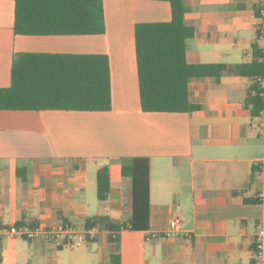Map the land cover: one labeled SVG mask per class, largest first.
I'll list each match as a JSON object with an SVG mask.
<instances>
[{
  "label": "crops",
  "instance_id": "obj_1",
  "mask_svg": "<svg viewBox=\"0 0 264 264\" xmlns=\"http://www.w3.org/2000/svg\"><path fill=\"white\" fill-rule=\"evenodd\" d=\"M102 1L101 35L23 36L13 31L14 0H0V88L10 86L15 53L106 55L111 87L107 112L0 110V230L95 223L92 241L64 247L0 231V264H114L112 257L118 264H253L255 228L264 222L257 201L264 114L252 118L245 106L250 80H192L189 101L199 111L143 112L134 26L170 21V6ZM259 2L183 0L184 23L194 31L187 63H251L253 46L264 48ZM133 158L148 160V204L141 226L123 229L133 216V195L121 171ZM102 168L110 186L100 201ZM173 217L181 220L180 232L165 238Z\"/></svg>",
  "mask_w": 264,
  "mask_h": 264
},
{
  "label": "trees",
  "instance_id": "obj_2",
  "mask_svg": "<svg viewBox=\"0 0 264 264\" xmlns=\"http://www.w3.org/2000/svg\"><path fill=\"white\" fill-rule=\"evenodd\" d=\"M150 1L167 2L171 19L168 22L137 23L134 26L141 110L146 113L191 114L199 111L200 107L189 101L190 81L238 76L251 82V96L245 101L250 116H260L263 101L256 78L262 76L264 71L261 53L256 46H253L251 63L188 64L186 41L194 36V31L184 23L183 0ZM14 2L13 31L16 35L84 36L105 32L102 0ZM110 109L109 62L107 56L101 54L15 53L10 86L0 88V110L3 111L107 112ZM121 172L130 176L133 195V216L122 228L136 229L141 226L138 222L145 219L148 204V160L133 158L122 165ZM96 182L97 198L105 200L110 186L107 168L98 170ZM93 226L94 222L85 223L86 228ZM111 259L118 264L116 257Z\"/></svg>",
  "mask_w": 264,
  "mask_h": 264
},
{
  "label": "built area",
  "instance_id": "obj_3",
  "mask_svg": "<svg viewBox=\"0 0 264 264\" xmlns=\"http://www.w3.org/2000/svg\"><path fill=\"white\" fill-rule=\"evenodd\" d=\"M259 37L264 40V0L259 2ZM261 62L263 63L264 71V48L260 50ZM256 83L259 86V96L263 101V109L260 114H264V74L256 78ZM264 174V162L260 166ZM259 203L264 205V187L258 194ZM181 220L178 217H173L168 221L167 229L161 233L165 238L176 237L180 232ZM95 228V227H94ZM254 234V248H253V264H264V222L256 225ZM8 237H21L31 242L36 241H53L57 246H73L77 244L87 243L92 241L94 229L82 227L79 230L74 229L69 224L62 221L57 222L53 226L42 227L37 224H22L20 226H12L8 229L0 230ZM159 235V234H158ZM147 237L146 240H150Z\"/></svg>",
  "mask_w": 264,
  "mask_h": 264
}]
</instances>
